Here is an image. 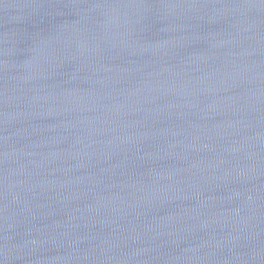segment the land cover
Returning <instances> with one entry per match:
<instances>
[{
  "label": "water",
  "instance_id": "1",
  "mask_svg": "<svg viewBox=\"0 0 264 264\" xmlns=\"http://www.w3.org/2000/svg\"><path fill=\"white\" fill-rule=\"evenodd\" d=\"M0 264H264V0H0Z\"/></svg>",
  "mask_w": 264,
  "mask_h": 264
}]
</instances>
